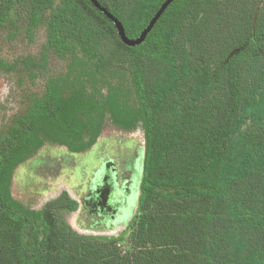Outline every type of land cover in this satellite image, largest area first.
I'll return each instance as SVG.
<instances>
[{"label": "trees", "instance_id": "16d2710c", "mask_svg": "<svg viewBox=\"0 0 264 264\" xmlns=\"http://www.w3.org/2000/svg\"><path fill=\"white\" fill-rule=\"evenodd\" d=\"M165 1L0 0V28L45 24L46 50L128 75L145 151L129 251L76 232L68 192L22 205L10 182L38 130L81 151L101 121L94 94L50 78L0 133V264H264V0H173L137 45L102 9L136 41Z\"/></svg>", "mask_w": 264, "mask_h": 264}, {"label": "rangeland", "instance_id": "374dc122", "mask_svg": "<svg viewBox=\"0 0 264 264\" xmlns=\"http://www.w3.org/2000/svg\"><path fill=\"white\" fill-rule=\"evenodd\" d=\"M46 42L45 24L31 32L9 25L0 28V61L7 66H0V133L23 116L36 98L43 96L50 78H59L72 88H84L87 96L94 94L101 103L98 132L86 136L87 144L100 135L85 150L72 151V147L61 144L41 127L33 155L13 170L11 192L22 205L34 209H42L68 192L79 203L78 208L63 211L61 216L76 232L102 241L115 240L122 251H129L130 224L138 211L145 152L142 118L133 85L125 73L95 76L87 64L73 56L46 50ZM108 98L111 104L114 101L122 111L126 110L127 116L132 112L133 123L127 124L125 117L115 115ZM119 164L122 181L131 187L122 203L125 210L118 213L117 209L111 216V206L101 211L92 205L95 215L91 216L89 199L100 198V188L110 184L114 193L122 189ZM110 200L113 205L114 197Z\"/></svg>", "mask_w": 264, "mask_h": 264}, {"label": "flooded vegetation", "instance_id": "af4514ba", "mask_svg": "<svg viewBox=\"0 0 264 264\" xmlns=\"http://www.w3.org/2000/svg\"><path fill=\"white\" fill-rule=\"evenodd\" d=\"M119 167H120V175H119V186H120V183L123 182L122 181V176H121V165L119 164ZM110 182V180H108ZM124 185L122 187V189L120 191H117L116 193H114L112 191V188L113 186L110 185V184H107V186L105 187H102L100 188V198L99 197H95V199L93 200L92 197L91 199H89V201L91 200V204L88 205V209L90 210V214L91 216L92 215H95L94 213H92L93 211V208H92V205H95V208H101V211H104L105 209H107L108 207H112V214L111 216H114L116 214V211L118 209V213L121 211L123 212V209L124 207L122 206V203H123V200L124 198L127 199L129 193L127 194L128 191H131V187H129V185L127 184V182H123ZM112 186V187H111ZM111 197H114V204L112 205L110 203V198ZM88 201V202H89ZM93 201V202H92Z\"/></svg>", "mask_w": 264, "mask_h": 264}, {"label": "water", "instance_id": "95a60500", "mask_svg": "<svg viewBox=\"0 0 264 264\" xmlns=\"http://www.w3.org/2000/svg\"><path fill=\"white\" fill-rule=\"evenodd\" d=\"M173 0H166L164 2V4L161 6V8L157 11V13L155 14V16L152 18L151 22L149 23V25L146 27V29L142 32L141 36L138 38V40L136 41H130L127 39L126 35H125V31L124 28L122 26V24L115 18L113 17V15L111 13H109L106 9L102 8L111 18H113L118 26V28L120 29V32L124 38V40L131 45H137L139 43H141L145 37L147 36V34L150 32V30L153 28L154 24L156 23V21L159 19V17L161 16V14L165 11V9L169 6V4L172 2Z\"/></svg>", "mask_w": 264, "mask_h": 264}]
</instances>
